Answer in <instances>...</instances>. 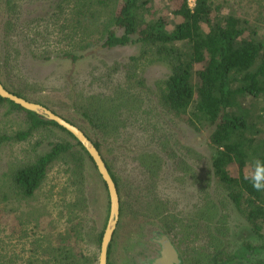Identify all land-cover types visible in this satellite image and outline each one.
I'll list each match as a JSON object with an SVG mask.
<instances>
[{"label": "trees", "instance_id": "trees-1", "mask_svg": "<svg viewBox=\"0 0 264 264\" xmlns=\"http://www.w3.org/2000/svg\"><path fill=\"white\" fill-rule=\"evenodd\" d=\"M0 5L5 12L0 79L7 89L76 124L37 97L62 90L102 137H133L150 145L129 165L117 153L106 157L89 136L117 185L120 218L127 211L160 220L144 229L148 243L139 242L140 258L129 264L155 256L158 233L189 246L191 264H264V192L243 179L247 164L264 160V37L248 31L247 20L211 0L193 5L190 0H0ZM128 46L136 51L119 58V49ZM106 51H112L109 57L101 55ZM86 57L99 63L88 77L55 80L56 66L66 62L71 70ZM4 104L10 112L24 111L28 127L0 137V151L4 140L24 149L22 156L11 157L5 149L0 155V199L45 203L29 204L36 210L27 211L32 222L22 232L30 236V246L21 248L27 257L16 253L17 259L98 264L99 249L83 251L85 243L100 248L108 220L91 234L85 168L88 160L97 170L93 159L55 121L0 95V107ZM241 215L249 223L247 238L233 221ZM110 250L111 244L108 261ZM9 257H0V264L7 259L20 264L13 253Z\"/></svg>", "mask_w": 264, "mask_h": 264}, {"label": "rangeland", "instance_id": "rangeland-1", "mask_svg": "<svg viewBox=\"0 0 264 264\" xmlns=\"http://www.w3.org/2000/svg\"><path fill=\"white\" fill-rule=\"evenodd\" d=\"M214 5H221L234 12L241 19L247 20L248 31L250 29H255L259 37H264V0H211ZM191 5H193L194 0H190ZM5 19L4 6L0 5V51H1V38L2 30ZM119 58L127 57L129 54L136 51V46L122 47L119 49ZM112 51H106L101 54L109 57ZM98 59L96 57H86L80 60L71 70H68V63L64 62L63 66L55 67L56 72H54V78L59 79L63 75L64 78L71 79L74 81H81L83 78L89 76L92 70L98 67ZM68 67V68H67ZM65 73V74H63ZM67 73V75H66ZM63 78V79H64ZM54 84V82H53ZM39 100L47 102L52 108L71 119L80 127L84 128L85 132L93 140L98 141L101 144L102 151L106 157L110 153H117L120 156H124L129 162V165H134V156L143 148L150 147L143 139L127 137V138H116L108 137L104 138L99 135L94 129L90 127L88 122L81 117V115L74 109L73 100L70 96L66 95L62 90H50L38 93ZM25 112L20 110H15L10 112L7 105L0 107V137L4 134L11 135L16 131L23 130L28 127L27 123L24 122ZM54 131L61 135L66 136V133L59 128L54 129ZM3 142L1 147H4L6 154L11 157L22 156L24 149L18 143L10 145V141ZM3 149L0 151V155L4 154ZM179 151L185 156L188 153L185 149L180 148ZM190 164L196 165L195 158H186ZM85 186L86 194L88 198V207L90 220L88 221V226L92 227L91 234H97L101 231L106 224V220L109 214V195L107 189L104 186L100 174L97 172L95 167L90 161L87 160L85 168ZM42 205L45 203H18L15 201L0 199V257L4 258L13 253L14 258L20 264L22 259H17L16 253L24 255L27 257L28 253H22L21 248L28 249L30 246L31 238L30 236L23 235L22 227H29L31 220H27V211L30 210L31 213H35V210L29 206ZM32 205V206H33ZM52 206V205H51ZM26 212V214H25ZM29 213V215H31ZM122 217L118 223L117 229L114 233L113 240L111 243V252L108 264H129L131 263V258H140L139 254L142 252L139 242L143 241L148 243L145 239L144 229L150 225L154 224L159 226L160 220L158 217L149 214H132L130 212L124 211L121 213ZM22 217V218H21ZM21 219H25L21 221ZM234 224L238 234L243 237H249L250 231L246 228L249 226L248 221L243 215L235 216ZM62 221H60L57 225ZM233 223V222H232ZM64 226V225H63ZM62 226V227H63ZM30 228V227H29ZM28 229V228H27ZM29 232V230H28ZM83 251L86 254H97V244L92 242L87 245L83 244ZM148 247H143V251L147 252ZM180 255L182 257L180 264H191L188 260L194 255V251L189 246H179L177 245ZM5 264H13L11 262H5Z\"/></svg>", "mask_w": 264, "mask_h": 264}, {"label": "water", "instance_id": "water-1", "mask_svg": "<svg viewBox=\"0 0 264 264\" xmlns=\"http://www.w3.org/2000/svg\"><path fill=\"white\" fill-rule=\"evenodd\" d=\"M0 95L6 99H9L21 107L38 113L47 119L55 121L58 125L62 126L66 130L76 137L77 140L84 146L86 151L93 159L97 170L102 176L109 194V215L106 227L104 229L99 253L98 264H108V251L110 244L113 240V236L120 218V196L117 185L108 169L107 163L101 154L100 150L96 147L93 140L82 130L79 126L67 120L65 117L53 111L43 103L29 100L20 95H17L7 89L0 79ZM161 251L160 256L155 260V264H180L181 260L175 249L173 243L169 238H163L160 240Z\"/></svg>", "mask_w": 264, "mask_h": 264}, {"label": "clouds", "instance_id": "clouds-1", "mask_svg": "<svg viewBox=\"0 0 264 264\" xmlns=\"http://www.w3.org/2000/svg\"><path fill=\"white\" fill-rule=\"evenodd\" d=\"M243 179L257 192H264V160L256 158L246 165Z\"/></svg>", "mask_w": 264, "mask_h": 264}, {"label": "flooded vegetation", "instance_id": "flooded-vegetation-1", "mask_svg": "<svg viewBox=\"0 0 264 264\" xmlns=\"http://www.w3.org/2000/svg\"><path fill=\"white\" fill-rule=\"evenodd\" d=\"M163 238H169L170 239V241L173 243L175 249L177 250V253H178L179 257H180V260L182 259L181 255H180V252L178 250V247H177L176 243L172 240V238L169 237L166 234H160V233H158L157 236L153 238V241L155 243L154 245L157 247V252H156L155 256L152 257L151 259L148 258L144 262V264H155V260L160 256V251H161V243H160V240L163 239Z\"/></svg>", "mask_w": 264, "mask_h": 264}]
</instances>
